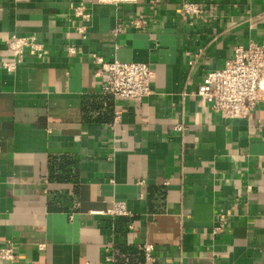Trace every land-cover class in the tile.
Returning a JSON list of instances; mask_svg holds the SVG:
<instances>
[{"label": "crops", "instance_id": "0c3cea01", "mask_svg": "<svg viewBox=\"0 0 264 264\" xmlns=\"http://www.w3.org/2000/svg\"><path fill=\"white\" fill-rule=\"evenodd\" d=\"M182 1L0 0V63L11 34L49 49L0 67V247L17 254L0 264H100L110 248L112 264H264V101L224 119L195 96L235 46L264 43V0H189L197 19ZM93 54L147 63L153 92L101 93ZM113 200L129 213L104 214Z\"/></svg>", "mask_w": 264, "mask_h": 264}, {"label": "built area", "instance_id": "2783aa9c", "mask_svg": "<svg viewBox=\"0 0 264 264\" xmlns=\"http://www.w3.org/2000/svg\"><path fill=\"white\" fill-rule=\"evenodd\" d=\"M204 7L196 1L183 0L178 8V14L187 19L200 18ZM72 15L83 22L90 20L91 14L84 2L72 6ZM147 19L138 15L131 17L127 25L134 29H141L147 25ZM123 23H117L113 32H121ZM77 32L85 36V27L77 26ZM5 46L11 58L4 59L0 67L6 71H13L18 62L28 56L43 60L49 54L48 47L35 34H11ZM69 54L75 53L74 46H68ZM94 61L99 64L96 74L99 78L100 91L115 97L140 100L153 92L151 78L153 70L145 62L121 61L114 58L110 61L93 54ZM195 96L224 119L247 117L264 101V43H257L249 39L244 45H237L222 67L210 69L199 83ZM120 116L115 113L114 121ZM178 130L183 129L182 124L175 125ZM111 219L128 214L123 201L113 200L111 206L103 211ZM217 228V227H216ZM145 255L152 257L153 246L144 245ZM104 256L100 264H112L113 254ZM17 254L13 246L0 247V261L15 262Z\"/></svg>", "mask_w": 264, "mask_h": 264}]
</instances>
